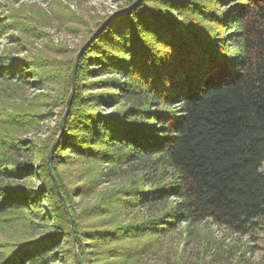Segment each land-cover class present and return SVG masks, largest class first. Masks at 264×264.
Returning a JSON list of instances; mask_svg holds the SVG:
<instances>
[{
  "label": "trees",
  "instance_id": "16d2710c",
  "mask_svg": "<svg viewBox=\"0 0 264 264\" xmlns=\"http://www.w3.org/2000/svg\"><path fill=\"white\" fill-rule=\"evenodd\" d=\"M22 20L0 5L6 46L20 44ZM12 54L0 48V89L41 87L47 59ZM73 84L62 131L55 120L39 144L14 133L51 113H0V264H78L47 169L59 132L51 170L83 264H129L182 223L264 228V0H139L95 32ZM90 164L91 176L68 172Z\"/></svg>",
  "mask_w": 264,
  "mask_h": 264
},
{
  "label": "rangeland",
  "instance_id": "374dc122",
  "mask_svg": "<svg viewBox=\"0 0 264 264\" xmlns=\"http://www.w3.org/2000/svg\"><path fill=\"white\" fill-rule=\"evenodd\" d=\"M0 5L4 11L19 8L22 21L29 26L21 33L18 46L17 43L6 46L8 40L3 38L0 39V48L8 47L12 50V55L19 59H47L46 80L41 87L9 84L8 87L3 86V90L0 89V113L9 114L11 107L8 105L13 104L17 109L29 108L32 113L47 111L49 115L52 114L50 118L32 122L14 133L18 138L39 144L55 126L54 121L59 119L60 122L64 114L63 110L56 118L58 105L53 103L63 87L61 79L65 68L72 65L79 49L95 34L87 36L95 21L111 15L119 5L114 0H0ZM3 34L8 35L5 31ZM16 34L19 37V32ZM35 71L32 70L30 74ZM62 129L61 126L60 131ZM9 131L13 132L12 129ZM59 136L60 132L55 137L56 144ZM89 166L87 165L86 170L84 165L70 166L68 172L79 177L84 173L91 176L97 167L91 164ZM260 170L264 172V160ZM17 227L15 226L14 234L11 233L12 237H17ZM75 238L74 235L76 244ZM146 249L144 254H138L129 264H264V228L248 234H238L210 222L189 226L182 223L166 238L153 241Z\"/></svg>",
  "mask_w": 264,
  "mask_h": 264
},
{
  "label": "water",
  "instance_id": "95a60500",
  "mask_svg": "<svg viewBox=\"0 0 264 264\" xmlns=\"http://www.w3.org/2000/svg\"><path fill=\"white\" fill-rule=\"evenodd\" d=\"M139 0H135L133 1L130 5L120 9V10H117L115 12H113L111 15H109L102 23L101 25L96 29V31H98L102 26H104V24L112 19L113 17L123 13V12H126L128 10H130L132 7L136 6L138 4ZM95 31V32H96ZM94 34L90 36V38L86 41V43L79 49L78 53L76 54L75 58H74V62H73V66H72V70H71V80H70V90H69V94H68V97L66 99V103H65V109H64V114L62 115L61 119H60V122H59V125L61 127L62 125V122L64 120V118L66 117L67 113H68V109H69V105H70V101H71V98H72V95H73V81H74V76H75V69H76V62H77V59L80 55V53L83 51V49L90 43V41L92 40ZM57 140V139H56ZM56 140L53 142V144L51 145L50 149H49V152L47 154V169H48V172H49V175L51 177V179L53 180L54 182V185L57 189V192H58V195L60 196L61 200H62V204H63V207H64V210L67 214V217H68V220H69V223H70V227H71V233H72V245H73V249H74V253H75V257L77 259V262L78 264H83L82 263V260H81V257H80V254L78 253V250L76 248V244H75V241H74V234H73V227H72V216H71V213L69 211V207L63 197V195L61 194L60 190H59V187H58V183L52 173V170H51V156H52V151L54 149V146L56 144Z\"/></svg>",
  "mask_w": 264,
  "mask_h": 264
}]
</instances>
